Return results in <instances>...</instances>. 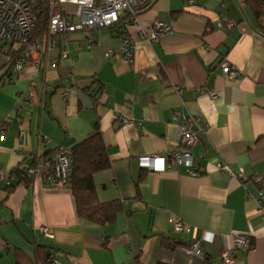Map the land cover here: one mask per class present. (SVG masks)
I'll return each instance as SVG.
<instances>
[{
    "label": "crops",
    "instance_id": "1",
    "mask_svg": "<svg viewBox=\"0 0 264 264\" xmlns=\"http://www.w3.org/2000/svg\"><path fill=\"white\" fill-rule=\"evenodd\" d=\"M138 19H159L170 30L153 42L140 38L133 67L107 52L125 31L137 35V24L95 29L89 47L80 31L59 35L55 48L18 73L7 54L23 46L0 43V264H44L48 249L64 264H222L221 251L243 234L251 245L233 264H264V36L245 0H155ZM223 62L238 74L224 75ZM175 110L205 121L192 149L198 175L184 165L160 172L138 165L139 156L166 157L177 147ZM96 125L110 164L93 174L95 191L101 202H119L105 224L77 215L68 186L21 181L38 157L73 148ZM218 164L263 181L241 182ZM258 191L263 212L248 198ZM175 218L184 223L180 232L170 228ZM196 239L200 253L185 251Z\"/></svg>",
    "mask_w": 264,
    "mask_h": 264
},
{
    "label": "built area",
    "instance_id": "2",
    "mask_svg": "<svg viewBox=\"0 0 264 264\" xmlns=\"http://www.w3.org/2000/svg\"><path fill=\"white\" fill-rule=\"evenodd\" d=\"M155 0H0V43L6 42L23 46L20 54L8 52L7 60L11 65L13 73L20 72L24 66L33 58L35 54H45L57 46V36L67 35L80 31L83 35L85 44L89 47L94 40L92 31L100 28H114L122 21V27L128 29L131 24H137V35L130 31H125L119 39V46L115 50H109L108 55L117 54L125 62L133 67L134 56L140 38L147 42H153L158 39L163 32L170 30V25L159 19H155L148 25L139 23V12L150 6ZM193 0H189L191 3ZM65 4H71L72 8L67 9ZM45 12L47 14V23L45 29L38 39L30 41V35L37 23V14ZM229 26L231 22L227 23ZM45 66H55L54 60H46ZM221 71L228 77L238 74L235 67L227 62L222 63ZM93 89V88H92ZM90 89V92L92 91ZM209 96H215L216 93L211 88L204 89ZM65 97L67 91H63ZM98 101L101 100V92L96 95ZM97 101V102H98ZM118 118L123 124L130 123L138 127L140 121L130 115L117 113ZM172 120L178 125L177 129V147L169 151L167 156L143 155L138 157V165L142 168L152 171H164L170 167L184 165L191 175H198L201 169L196 165L192 149L201 140L205 132V121L199 115L186 114L183 111L175 110ZM25 132L20 129L18 138L24 139ZM72 166V159L66 147H61L57 156L49 160L47 158H38L26 168V174L29 178L39 180L51 187L67 186L68 176ZM221 172L234 174L241 182L251 180L255 184L263 181L262 175L256 174L248 177L242 170L237 173L232 172L226 165L218 164ZM8 182V181H7ZM6 182V184H7ZM262 192L258 195H248V198L254 201L263 212L261 204ZM170 228L173 232H180L184 228V223L180 219H173L170 222ZM38 230L47 237L51 236L48 227L40 226ZM200 239H196L191 244L184 247L189 253H200ZM251 245L249 235H235L233 238V247L225 248L221 251L220 259L222 264H233L235 254L239 250H247ZM183 246V245H182ZM50 254L49 249L47 250ZM46 251V252H47ZM44 264H64L62 260L52 254Z\"/></svg>",
    "mask_w": 264,
    "mask_h": 264
},
{
    "label": "trees",
    "instance_id": "3",
    "mask_svg": "<svg viewBox=\"0 0 264 264\" xmlns=\"http://www.w3.org/2000/svg\"><path fill=\"white\" fill-rule=\"evenodd\" d=\"M245 4L254 18L257 31L264 36V0H245ZM46 23L47 14L45 12L37 14V23L30 35V41H34L39 38L45 29ZM121 26L122 21L116 25L117 28H121ZM8 69H11V65L8 66ZM7 72H9V70ZM98 86L99 85L93 88L94 92H92V94L95 93V97L99 91H101ZM60 151L61 147H59L55 152L56 154L51 157L40 156L38 158H47L52 160ZM68 153L72 159V166L68 176L67 186L71 189L74 197L77 215L97 223H110L114 220L118 211L119 202L99 201L93 181V174L99 170L107 168L110 164L99 127L96 125L81 142L76 144L73 148L68 149ZM13 171L15 172V169ZM30 180L31 178L27 176L25 169L23 171V178L21 181L29 183ZM7 181L8 179H6V182ZM6 185H9V181ZM49 251L50 254L48 251L46 252V260L49 255H55V253L50 249ZM135 264L142 263H140L138 259H135Z\"/></svg>",
    "mask_w": 264,
    "mask_h": 264
},
{
    "label": "rangeland",
    "instance_id": "4",
    "mask_svg": "<svg viewBox=\"0 0 264 264\" xmlns=\"http://www.w3.org/2000/svg\"><path fill=\"white\" fill-rule=\"evenodd\" d=\"M65 7H66L67 9H71V8H72V5H71V4H65Z\"/></svg>",
    "mask_w": 264,
    "mask_h": 264
}]
</instances>
